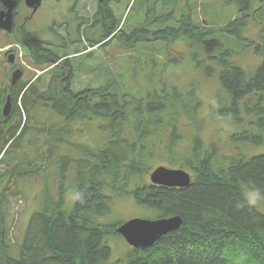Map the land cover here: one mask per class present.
I'll list each match as a JSON object with an SVG mask.
<instances>
[{
  "label": "trees",
  "instance_id": "16d2710c",
  "mask_svg": "<svg viewBox=\"0 0 264 264\" xmlns=\"http://www.w3.org/2000/svg\"><path fill=\"white\" fill-rule=\"evenodd\" d=\"M128 1V7L134 1L131 6L134 10L137 0ZM111 2L119 4L121 0H107L99 5L95 24L98 23L102 33L98 40L90 41L92 48L113 39L119 28ZM149 2L142 0L146 6ZM259 2L263 0H234L233 4L239 7L237 17L226 25L225 31L230 37L241 39L242 30L258 11ZM2 8L0 2V10ZM151 11L155 12L154 7ZM189 11L190 15L182 16L177 28L167 26L164 30L151 32L142 27L123 36V46L133 50L137 44L156 40L172 46L183 43L191 47L192 50L178 48L180 55H184L178 59L172 60L167 54L166 61L178 62L188 55V51L197 68L203 59L201 67L207 77H217L222 92L232 99L230 105H221L217 111L220 117L229 118L235 125L231 142L242 141L245 147L253 141L263 143L264 60L255 72L246 71L236 62L235 50L227 42L220 41H225L218 35L221 31L201 27L195 22L194 9L190 5ZM169 21L168 17L147 15L145 26L167 25ZM24 29V34L22 29H17L23 34L21 38L15 33L7 35V39H17L14 42L25 49L26 55L30 54L35 67L55 66L56 73L46 86L42 87L41 77H35L29 82L21 81L13 88L15 116L9 125L0 126V157L6 144L13 140L16 147L9 152L16 161L9 162L15 167L9 174L0 175V180L7 176L23 179L24 172L40 168L42 164L47 167L46 175L48 164L56 162L60 169L53 174L58 178V193L56 198L48 196L41 210L31 218L19 258L7 253L2 256L5 250L1 245L0 263L264 264V214L256 205L257 197H264V155L245 159L241 151L239 159H218L195 134L188 152L179 156L178 145L184 139L180 123L195 122L200 115L201 81L153 84L150 77L155 76L157 71L154 70L159 63L150 56L145 62L152 75L147 76L146 85H151L152 89L147 91L146 97L122 92L116 83L88 87L77 93L72 88V61L59 62L70 55L61 58L43 49L44 43L28 33L25 26ZM261 53L264 58V52ZM60 67L64 73L58 71ZM140 69L135 77L139 76ZM37 107L52 112L61 119L62 125L47 127L50 143L47 159L27 160L25 157L30 154L22 150L21 142L35 130L29 128V124L32 117L34 119L32 111ZM184 117L190 119L186 122ZM94 121L101 122V131L106 133L102 146L92 147L83 141L76 143L77 125L86 126ZM37 130L34 136L45 133V129L43 133ZM61 146H68L78 155H60L58 158ZM162 156L169 159L170 164L166 167L185 169L193 174L189 187L169 188L148 183L150 173L164 166L158 164ZM9 158L2 157L0 164L4 165ZM69 179L72 201H67L64 189ZM129 197H133L140 207L156 212L158 218L180 217L182 225L153 247L146 250L132 247L125 260L112 263V251L106 240L112 235L122 237L117 233L120 225H103L101 221L112 213L115 200ZM5 202L9 204L8 200ZM8 213L6 209L2 214ZM2 223L7 226L8 221ZM6 236L7 233L0 242L3 243Z\"/></svg>",
  "mask_w": 264,
  "mask_h": 264
},
{
  "label": "rangeland",
  "instance_id": "374dc122",
  "mask_svg": "<svg viewBox=\"0 0 264 264\" xmlns=\"http://www.w3.org/2000/svg\"><path fill=\"white\" fill-rule=\"evenodd\" d=\"M167 1V2H166ZM54 0V3H57ZM97 2L99 0H80L77 3V20L73 14L66 16L67 22L80 24L81 27L78 32L72 34L73 30H65L62 27L59 18H52L45 13L41 14L38 21L29 22L25 25L28 33L33 37L41 39L43 41L51 42V30L56 29L57 33L65 38V42L61 45L67 46L64 50L63 47L51 49L59 57L70 55L72 65L74 66L73 85L74 91L81 92L88 87L97 88L104 84L116 83L121 88L122 92L133 94L138 97H146L147 91L152 89L151 85H146L148 82L147 76L152 75L145 60L148 57H154L159 67L154 70L157 71L155 76L150 77L151 82L165 83L170 85L172 82L198 80L201 81L202 95L200 102V115L197 116L195 122L188 121L190 118L184 117L186 122L180 123V130L184 136L182 142L178 145L180 157L184 156L188 149L191 147L192 138L195 134L199 135L207 147L210 148L218 159L224 158H236L239 159L242 156L241 151L245 154V159H249L253 156L264 155V142L263 143H248L250 146H246L242 141L236 143L231 142V135L235 133L233 122L226 117H220L217 113L221 105H230L232 99L229 95L222 92L221 85L217 79L208 78L207 73L201 67L203 59L200 61V66L195 64L192 60L191 53L188 51V55L178 62L167 60V54L170 58L178 59V57H184L180 55L178 48L190 49L183 43H177L175 45H168L163 41H152L150 43L144 42L143 44H137L136 48L129 50L124 44L125 35H130L133 31L142 28L150 29L151 32L157 30H164L167 26L177 28L179 26V20L182 16L190 15L189 5L194 9L193 18L195 22L199 23L201 27H213L216 30H220V40L235 50V60L246 71L255 72L256 69L261 66L264 58L261 51L264 52V0L259 2L258 11L253 18L248 20L247 26L242 30L241 39L230 37L226 30V25L237 17L238 5L233 4L234 0H150L146 6L142 4V0H137L134 5V10L128 7V0H121L119 4L112 3L111 7L115 9V17L118 21L119 28L115 32V37L109 41H106L100 47L92 48L90 41L98 40L101 37L102 29L95 24L97 13ZM257 2V0H256ZM134 1L131 5H133ZM151 7H154L155 12L151 11ZM130 8V9H129ZM129 10V13H128ZM25 9H21V15H25ZM147 15H157L158 17L164 16L170 18L171 21L167 25H155L151 28L145 26V19ZM80 17V18H78ZM61 19V20H62ZM60 22V23H59ZM23 22L17 19V26H21ZM83 24L85 27L83 28ZM47 25L49 28H47ZM54 25H56L54 27ZM6 32L0 31V80L2 84L8 83V75L11 66L9 65L4 54L7 52V47L10 49L18 50V63L23 66L25 75L22 78V82H29L35 77H41L43 86L48 85L50 79L55 75V66L44 65L41 68L33 65L30 54L26 55V51L17 46V42L7 39ZM10 34V33H8ZM71 34L73 38L71 41H67V37ZM23 34L17 31V37L21 38ZM230 38H229V37ZM230 39V40H228ZM68 42V43H66ZM181 45V46H180ZM51 47V46H50ZM258 48L259 51L258 52ZM75 55V56H74ZM72 56V57H71ZM191 58V59H190ZM206 62V61H205ZM205 65V64H204ZM59 67V66H58ZM139 76L135 77L134 74L139 71ZM46 69V70H43ZM64 73L62 67L58 70ZM248 71V72H249ZM128 74H132L130 77ZM2 84L0 86H2ZM127 85L128 88L125 86ZM130 88H133L131 90ZM153 92V91H152ZM19 107L22 105L19 103ZM34 119L32 117L29 124V128H33L32 135L28 136L22 143V146L27 147L26 152L30 156L25 157L27 160H33L37 157H41L45 149L49 147V140L46 136L47 127L53 125H62L60 118H56L50 111L39 109L37 107L35 111H32ZM101 122H91L86 126L78 124L76 132V143L82 141L89 144L92 147L102 146L104 143V137L106 133L101 131ZM45 129V133L42 135L34 136L38 130ZM257 134L258 131L254 130ZM238 134L237 136H240ZM231 142V143H230ZM233 146H232V145ZM46 145V146H45ZM58 158L60 155L77 156L78 153L68 146H61L59 148ZM14 150V149H13ZM53 155V154H51ZM22 157V155H20ZM54 156V155H53ZM13 156L7 159L6 163L0 164V175L9 174L15 167L14 164L9 162ZM160 165H169V159L167 156H162L161 161H158ZM59 168V165L55 162L51 165L48 164L47 174L44 176V181L47 185V190L41 191L38 187L40 176H36L31 172H24V178L18 179L17 176L10 178L7 176L0 180V200L5 195V200L0 201V238L7 233L4 242H0L8 256L19 258L21 250L24 245L25 238L29 231L30 220L41 210L40 208L46 202L48 196L57 197L58 178H54V172ZM48 177V178H46ZM148 183H151L148 176ZM44 181H42L44 183ZM44 186V184H43ZM67 201L73 199L72 182L69 179L66 187ZM12 193H17L12 196ZM49 199V197H48ZM8 200L9 204L5 201ZM68 202V207L71 205ZM257 208L264 214V197H257ZM8 209L10 213L2 214ZM157 213L151 209L140 207L133 197H129L122 200H115L112 206V213L103 219L101 223L103 225H122L133 219H157ZM2 221H8L5 226ZM7 230V231H6ZM108 246L112 251V263H116L121 260H125L132 250L127 242L117 235H112L106 240ZM227 257V256H225ZM228 258V257H227ZM3 264V263H0Z\"/></svg>",
  "mask_w": 264,
  "mask_h": 264
},
{
  "label": "flooded vegetation",
  "instance_id": "af4514ba",
  "mask_svg": "<svg viewBox=\"0 0 264 264\" xmlns=\"http://www.w3.org/2000/svg\"><path fill=\"white\" fill-rule=\"evenodd\" d=\"M17 1H18V5H17L15 11L13 12L12 31L10 32V34L6 33L5 34L6 36L7 35L12 36L15 33L17 34V29H22L23 34H24L25 33L24 26L26 24H28L29 22L31 23L33 21H38L39 18L41 17L42 13L50 15L51 16L50 20L52 18H59V21H61V23H62V27H64L65 30H68L71 28V30H73L72 34L78 32L80 27H81V25L79 23L78 24L71 23V22H67L66 19H62V18H66V16H69L70 14H73L77 20V16H78L76 13L77 3H79L80 0H57L58 1L57 3H54V0H43L40 4H32V5H27L26 1H24V0H17ZM105 2H103V3L97 2V4H98L97 10H98L99 5L100 4L102 5ZM2 7H3V4H2ZM22 8L25 9V11H26V13H24L25 15H23V16L20 14ZM1 10H5L4 7ZM78 18H80V17H78ZM17 19H19L23 22V24L19 27L17 26ZM55 26L56 25H54V27ZM84 27H85V24H83V28ZM47 28H49L48 25H47ZM0 31H2V30H0ZM51 37H52V39H51L50 44H48V41L46 42V41H43L41 39H38L39 41L44 43L43 49H46V50L50 51L51 53H54L53 51H51V49L63 47V49L65 50L67 48V46L61 45V43L65 42V38L63 36L59 35L55 28H53L51 30ZM72 40H73V38L71 37V34H69V36L67 37V41L68 42L71 41L72 43L76 42V41H72ZM14 41H17V39H15ZM68 42H66V43H68ZM17 46L21 50L24 49L19 43L17 44ZM7 49L8 50L4 54V58L7 59L9 65L11 66V69H10L8 75L5 76L8 78V83H6V84L0 83V85L2 84V86H0V126H7L11 122H13V120H14V116H15L14 109H15V107H14V98H13V88L18 86V83L22 81V78L25 75V70H24L23 66L20 65V63H18V55H19L18 50L17 49H10V47H7ZM22 52H23V50H22ZM27 56H28V54H27ZM67 59H70V56L64 57L59 62H62V61L67 60ZM15 72H18L20 74V76L14 82L13 81V75ZM0 82H1V80H0ZM8 98H10V100H9L10 101V112H9L8 116H4L3 109L5 107V104L8 102ZM8 122H9V124H8ZM15 147L16 146L14 145L13 140L10 141L8 144H6L4 151H3V154H2V157L11 156L9 151L10 150L14 151L13 149ZM25 148H27V147L22 146V150L24 152L26 151ZM47 152H48V149H45L44 153L41 155L42 160L47 159L46 158L48 155ZM2 157H0V160L2 159ZM44 158H46V159H44ZM46 168H47L46 165L42 164L40 168L35 167V168H32L28 171V172H31L32 174H35L36 176L41 177V179L39 181V183H41V184H39L38 187L41 188L42 192L45 189V184H46L44 181V176H45L44 172L46 171ZM38 172H40L42 174L37 175ZM42 181H44V183ZM43 184H44V186H43Z\"/></svg>",
  "mask_w": 264,
  "mask_h": 264
},
{
  "label": "water",
  "instance_id": "95a60500",
  "mask_svg": "<svg viewBox=\"0 0 264 264\" xmlns=\"http://www.w3.org/2000/svg\"><path fill=\"white\" fill-rule=\"evenodd\" d=\"M5 10L0 11V29L10 33L13 26V12L15 11L17 0H0ZM27 5L40 4L43 0H24ZM101 3L106 0H99ZM20 74L15 72L13 81L19 78ZM10 98L3 109L4 116L10 112ZM150 180L153 185L169 188H186L192 183V176L184 169H170L164 166L156 168L150 173ZM182 219L178 216L159 219H133L120 225L117 233L131 247L146 250L153 247L164 236L180 229Z\"/></svg>",
  "mask_w": 264,
  "mask_h": 264
}]
</instances>
